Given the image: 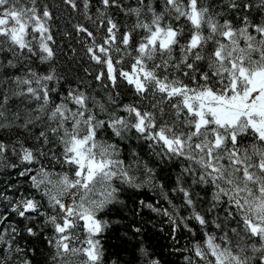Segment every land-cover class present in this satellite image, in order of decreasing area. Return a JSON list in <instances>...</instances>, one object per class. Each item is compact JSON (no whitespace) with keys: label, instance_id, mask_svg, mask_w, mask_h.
<instances>
[{"label":"snow or ice","instance_id":"6c2138e0","mask_svg":"<svg viewBox=\"0 0 264 264\" xmlns=\"http://www.w3.org/2000/svg\"><path fill=\"white\" fill-rule=\"evenodd\" d=\"M96 3L93 12L92 0H63L73 11L82 9L89 22L73 28L100 68L94 79L102 84L106 79L112 89L122 80L133 96L127 103L112 96L101 101L83 82L63 88L52 64L56 41L48 4L0 0V129L45 121L61 147L56 162L65 169L41 166L31 176L47 211L30 196H21L11 210L26 220L32 214L46 217L53 233L50 264H105L100 237L110 222L102 214L118 202L117 182L140 188L152 175L144 164L148 180L141 181L139 159L126 162L121 156L122 142L135 138L161 159L186 161L182 174L213 189L210 212L226 205L224 217L211 222L216 231H205L193 245L189 264H264V0H220L219 7L216 0ZM111 9L131 22H121ZM34 60L49 65L47 72L36 71ZM40 137L48 142L46 132ZM9 152L22 163L37 162L32 149L10 147L0 137V157ZM132 155L137 157L134 150ZM178 190L192 208L191 219L207 228L209 220L196 210L189 191ZM147 207L163 211L174 225L184 220ZM26 231L36 235L32 226ZM15 234L12 226L0 231V264H9L5 249L22 251L13 249Z\"/></svg>","mask_w":264,"mask_h":264},{"label":"trees","instance_id":"16d2710c","mask_svg":"<svg viewBox=\"0 0 264 264\" xmlns=\"http://www.w3.org/2000/svg\"><path fill=\"white\" fill-rule=\"evenodd\" d=\"M123 2L125 5H134L135 0ZM38 3L48 4L54 15L52 32L56 41V56L52 64L62 78L60 83L63 88L76 87L83 82L89 85V93L101 101L107 103L108 97L112 96L117 103L130 102L133 99L131 89L122 80L118 82L117 88L112 89L106 79L103 84L94 79L100 68L88 59L80 37L73 28L76 23H89L83 19L82 9L80 12L73 11L63 4V0H38ZM216 3L219 7L220 0H216ZM92 4L95 12V7L99 5L96 0H92ZM110 12L121 22H131V18L125 17L118 9H111ZM252 16L260 19L255 9ZM32 67L38 72L46 73L49 65L34 60ZM22 72L23 69H20L18 74ZM116 93H119V96ZM42 131L48 135L46 144L40 137ZM0 137H3L10 147L15 145L18 148L22 144L37 153V162L31 164L22 163L19 156L11 152L5 157H0V194L7 197L0 198V216L5 219V223L0 224V231L9 226L15 227L16 234L12 246L13 249L22 250L9 254L5 249L4 255H10L9 264H22L25 260L31 261V264H50L53 250L48 244V238L53 233L51 227L45 224L46 217L32 214L34 218L26 220L13 212L11 207L21 196H30L41 202L42 212L47 211V200L40 190L33 186L31 176L35 175L41 166L50 171L65 170L55 159L61 153L58 139L48 130L45 121L30 125L27 129H0ZM133 150L137 157H133ZM121 156L126 162L139 159L141 167L136 175L141 181L148 180L144 173V164L152 170V175L150 182H145L140 188L119 185L117 182L121 189L118 202L107 206L102 214L103 219L110 222V226L100 237L105 250V264H150L152 260H158L159 264H189V258L195 259L191 251L193 245L202 242L205 231H216L211 222L217 217H224L226 205H218L216 209L209 211L213 189L211 186L195 183L191 175L182 174L186 161L178 158L161 159L154 155L143 141L135 138L122 142ZM26 168L32 171L21 176L20 173ZM179 187L189 191L196 210L209 220L207 228L201 227L197 221L191 219L192 208L185 203ZM141 201L144 203L141 204ZM148 204L161 210L167 209L174 217L178 214L184 220L177 219L174 225L163 211H153L147 207ZM184 223L188 224V228L183 226ZM29 226L33 227L36 235L27 233L26 228ZM136 228L140 229L139 233L134 231ZM4 238L12 239L8 234H5ZM0 248H4L2 243ZM144 252H147V255ZM197 264L202 262L198 261Z\"/></svg>","mask_w":264,"mask_h":264}]
</instances>
